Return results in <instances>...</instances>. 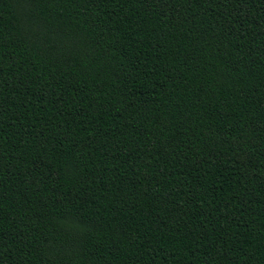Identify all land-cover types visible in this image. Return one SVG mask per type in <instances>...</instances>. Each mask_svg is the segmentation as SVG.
<instances>
[{"label":"trees","instance_id":"16d2710c","mask_svg":"<svg viewBox=\"0 0 264 264\" xmlns=\"http://www.w3.org/2000/svg\"><path fill=\"white\" fill-rule=\"evenodd\" d=\"M0 264H264V0H0Z\"/></svg>","mask_w":264,"mask_h":264}]
</instances>
